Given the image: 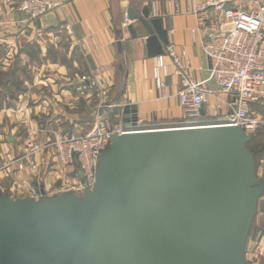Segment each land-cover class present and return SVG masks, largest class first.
Listing matches in <instances>:
<instances>
[{
  "label": "water",
  "instance_id": "95a60500",
  "mask_svg": "<svg viewBox=\"0 0 264 264\" xmlns=\"http://www.w3.org/2000/svg\"><path fill=\"white\" fill-rule=\"evenodd\" d=\"M128 18L148 33L149 57L163 54V19L135 7ZM137 113L124 108L136 132L112 137L94 189L0 199V264H247L263 192L251 136L231 126L141 130Z\"/></svg>",
  "mask_w": 264,
  "mask_h": 264
},
{
  "label": "crops",
  "instance_id": "0c3cea01",
  "mask_svg": "<svg viewBox=\"0 0 264 264\" xmlns=\"http://www.w3.org/2000/svg\"><path fill=\"white\" fill-rule=\"evenodd\" d=\"M54 1L61 6L36 21H31L23 13L7 15L5 5L0 1V38L7 43L21 45L49 41L61 45L64 41L79 48L81 52L82 62L74 63L76 67L80 66L78 70L69 71V68L61 66L55 76L58 79L63 74V78L58 83L50 80L53 82L50 85L52 90L48 89L51 96H42L41 90H35L36 95H39L35 105L36 115L43 118L46 125L49 123L51 128L63 124L64 127L60 129L69 132L74 129H81L85 134L90 132L93 127L83 128L87 126V113L92 102H98L101 109H106L101 110L104 115L109 106L124 110L126 105H135L139 126L148 129L187 121L190 118L180 105V78L174 73L176 67L172 57H182L190 68L193 81H205L207 86L214 87V81L209 80L211 63L203 51L204 37L202 31L198 30L200 26L195 15L201 0ZM130 7H135L138 13L148 8L150 18L163 19L164 29L168 31L169 37V44L164 47L163 54L149 57L146 44L148 33L139 21L128 18ZM131 25L138 33L136 39L132 38L128 30ZM160 57H163L173 71L166 78V88L163 89L157 88L155 81ZM27 96L22 95L24 98ZM259 107L264 108L261 105ZM259 107L254 105L253 109L258 110ZM101 111L96 109L95 121L93 120L95 123ZM107 118L113 124L125 126L123 111L117 112L115 109L112 116ZM10 170L12 171L7 170L0 175L5 178L14 173L13 179H18V186L15 187L18 196L25 198L32 190H50L52 186L50 176H44L46 185L40 187L36 178L31 176L33 171L16 167ZM261 245L263 246L256 249L258 255L252 251V256L258 258L257 262L260 257H264V242ZM245 259L247 261L246 257Z\"/></svg>",
  "mask_w": 264,
  "mask_h": 264
},
{
  "label": "built area",
  "instance_id": "2783aa9c",
  "mask_svg": "<svg viewBox=\"0 0 264 264\" xmlns=\"http://www.w3.org/2000/svg\"><path fill=\"white\" fill-rule=\"evenodd\" d=\"M4 5L7 15L23 13L34 21L61 6L54 0H4ZM195 15L204 37L203 51L211 63L209 80L215 85L193 81L182 57H172L174 73L180 78V105L190 118L173 128L231 126L253 136L264 130V116L253 109L264 106V0H201ZM172 73L163 57L158 58L157 88H166V78ZM204 117L214 124L194 125ZM135 132L99 118L86 134L81 129L56 131L55 141L44 148L61 158L62 168L78 167L84 180L78 190H92L112 137Z\"/></svg>",
  "mask_w": 264,
  "mask_h": 264
},
{
  "label": "rangeland",
  "instance_id": "374dc122",
  "mask_svg": "<svg viewBox=\"0 0 264 264\" xmlns=\"http://www.w3.org/2000/svg\"><path fill=\"white\" fill-rule=\"evenodd\" d=\"M0 1L4 4V0ZM10 43L0 38V174L7 170L11 172L10 169L16 167V169L21 168L24 171H33V173L30 172L31 176L36 178L35 181L40 187L44 184V176H50L53 183L50 190H32L29 192V196L24 198L16 195L15 187L18 186V179H13L14 173L9 176L6 175L5 178L0 175V199L41 201L44 198L62 195L70 191L83 195L86 189L84 191L78 190L84 183L78 167L62 168L64 166L59 161L61 158H58L54 151L44 148L48 142L55 141L53 137L56 131L68 130L60 129V127H64L63 124L51 128V125L49 123L46 125V121L43 118H38L35 112L36 99L39 96L36 95L35 90H41L42 96H51L52 93L49 94L48 92V89L51 88L50 85L54 81L58 83L63 78V74H61L59 76L62 78L57 79L55 76L57 70L61 66L69 68V71L78 70L80 66L76 67L74 63L80 64L82 62L81 52L79 48L64 41L61 45L49 41H43L41 44L24 43L17 45ZM70 52H72L71 55ZM73 66L75 67L73 68ZM72 77L70 76V78ZM22 95L28 96L24 98ZM22 101L24 102L23 105L21 104ZM97 103L92 102L89 105L87 113L89 118L85 123L86 128L83 129H90L95 126L96 109L100 111L104 109H101ZM109 107L106 115L103 113L106 109L101 113L97 112L100 113L97 118L107 119V117L112 116L115 109L117 112L123 111L121 107ZM259 108L254 110L261 112L258 113L260 116H264V108ZM199 124H214V122L209 118H202L194 125ZM175 126L177 125L160 126L157 129ZM137 129L150 130L140 126ZM247 149L254 156L258 185L263 186V192L258 196L257 208L259 212H255L252 217L250 232L243 253L244 257L247 258V264H264V257H260L259 262H257L258 258L252 256V251L258 255L256 249L258 246H263L261 244L264 242V130H260L251 136L247 142ZM20 180L25 182L23 179ZM258 239L261 240L259 243H257Z\"/></svg>",
  "mask_w": 264,
  "mask_h": 264
}]
</instances>
